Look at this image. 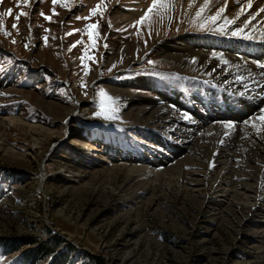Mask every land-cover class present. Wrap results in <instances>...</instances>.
<instances>
[{
  "label": "rangeland",
  "instance_id": "1",
  "mask_svg": "<svg viewBox=\"0 0 264 264\" xmlns=\"http://www.w3.org/2000/svg\"><path fill=\"white\" fill-rule=\"evenodd\" d=\"M114 1L19 0L18 7V0H0V13L12 9L0 17V118L21 119L3 133L10 151L0 152V264H264V193L255 202L246 195L260 186L264 141L254 138L262 144L256 145L249 142L252 136H241L244 146L223 154L217 150L220 135L203 128L190 154L166 164L161 158L173 149L158 151L163 149L153 140L160 132L149 125L161 124L151 118L134 122V110L120 95L127 91L149 101L162 85L185 94L202 85L221 94V84L181 71L187 62L178 65L166 53L186 43L199 48L194 38L217 40L220 34L199 30V24L219 27L239 5L158 0L148 19L133 26L153 0ZM98 3L102 8L90 15ZM222 8L215 23L206 21ZM21 11L29 15L17 21ZM89 23L98 24L91 30L95 47ZM77 41L82 43L69 51ZM101 90L115 103L98 95ZM173 102L175 109L179 104ZM102 103L117 109L115 119L95 115ZM189 107L183 112L192 119ZM79 133L99 144L109 140L112 154L90 148L80 153L79 144H70ZM121 145L130 154L136 146L143 155L153 147L162 168L147 178L110 165ZM220 171L240 175L229 191L217 186ZM76 173H85L78 184Z\"/></svg>",
  "mask_w": 264,
  "mask_h": 264
},
{
  "label": "bare ground",
  "instance_id": "2",
  "mask_svg": "<svg viewBox=\"0 0 264 264\" xmlns=\"http://www.w3.org/2000/svg\"><path fill=\"white\" fill-rule=\"evenodd\" d=\"M233 2L235 7L239 5V8L236 9L238 13L230 19L234 20L235 23L228 25L229 33L231 30L244 27L246 20L250 21L249 26L244 29L241 35L236 37L230 34L218 35L217 40L208 36L200 39L194 38L192 40L195 44H201L199 48L186 43L179 51H168L166 53V58L175 60L178 65L182 60L187 62L185 66L181 64V71L197 74L221 84L220 87L223 88L221 94L218 95V90L207 89L206 86L202 85L193 90H188L187 94L179 89H173L170 85H162L157 98L149 101L141 98L136 100L133 97L134 95L127 91L125 93L122 91L120 94L123 96L125 103L129 104L131 110H134V122L139 123L151 118L161 124L156 126L149 123L150 126L155 127L160 132L155 133L156 137L153 138V142L163 149L158 151H168V147L173 149L168 151L171 156L161 158L166 161V164L181 155L190 154L194 138L203 128L220 135L217 150L223 154L232 151L237 146L239 148L244 146L240 141L241 136L247 138L252 136L253 138H250L249 142L255 141L256 145L262 144L254 138L264 141V121L259 119L260 116L264 115L260 112V109H264V11H261V9H264V0H249V4L247 2L244 4V0H233ZM143 4H145L144 1L143 3L140 2V6ZM249 5L251 6L249 7ZM121 16L123 15L119 14V18ZM251 17L255 18L250 19ZM114 21L113 19L112 23ZM245 35H254L255 37L244 39ZM140 85L154 88L152 84ZM3 86L0 82V87ZM173 101H177L179 104L175 109L171 107ZM191 101H196L197 104L192 105ZM187 106L191 107L189 108L191 109V115H193L192 119L184 116L186 112L184 113L183 109ZM20 121V118L16 119L11 116L4 119L0 118V152L5 151L7 153L10 151L7 148L3 133L9 130L10 126L17 127L20 125ZM246 121L247 123H245ZM228 123H231L233 127L225 128L224 125ZM253 124L256 127H253ZM154 131L156 132V130ZM224 132L229 133L225 134ZM169 133L176 136L179 145L168 141ZM94 139L96 138L85 133L73 134L70 144H79L80 149L78 151L82 154L87 153L85 148H90L97 153H106L109 156L112 154V149L108 145L109 140H107L108 142L102 140L99 144L93 141ZM118 151V153H114L115 157L110 158V161L109 158H107L108 160L101 159L105 162L109 161L110 165L116 164V168L123 167L132 173L147 178L156 175L163 166V160L160 159L161 154H158V151L157 154L152 152L153 147L152 150L146 149L149 156L143 155V152L141 153L136 146H134L132 154L126 153L122 145ZM94 158L98 157L95 156ZM226 158V155L221 157V159L226 160L225 163L228 162ZM220 163V161H217V164ZM65 172L68 175L73 173L69 169H66ZM219 173L221 176L218 177L219 183L217 186L223 192L233 188L235 178L240 179V175H235V172L234 174L227 171H220ZM259 173L261 174L260 188L256 186L250 194H246L252 202L260 198V192L264 193V168L262 165ZM82 174L76 173L74 176L77 184L82 182L85 173ZM41 175V178H43V172H41Z\"/></svg>",
  "mask_w": 264,
  "mask_h": 264
},
{
  "label": "snow or ice",
  "instance_id": "3",
  "mask_svg": "<svg viewBox=\"0 0 264 264\" xmlns=\"http://www.w3.org/2000/svg\"><path fill=\"white\" fill-rule=\"evenodd\" d=\"M57 2H58V0H52L53 5H55ZM23 3H24L25 5H27V4H28V0H23ZM17 6H18V7L20 6V5H19V0H18V3H17ZM62 6H63V7H68V3H67V2H64V3L62 4ZM157 6H158V0H153L152 5L147 9V11H145L144 15H143L142 17H140V19H139L138 21L135 22V24H134L133 26H135L136 24H143L144 21H145L146 19H148L149 14L152 13L153 9H156ZM250 6H251V5H249V7H250ZM160 7L163 8V7H165V5L160 4ZM190 7H191V5H190ZM101 8H102V4L98 3L94 8L91 9L90 15H92V16L96 15L97 11L100 10ZM203 10H204V9L201 8L200 11H197V12H196V16L199 17V16L201 15V12H202ZM224 11H225V9H223V8L220 9V10L215 14V16H209V17H207V18H206V21H211V22L215 23V21L221 16V13H223ZM261 11H264V9H261ZM11 14H12V9H8L6 12H4V13H0V17H3V16H10ZM54 14H55V13H54ZM27 15H29V13L21 11V12H19V13L16 15V20L19 21V19H20L22 16H27ZM41 15L44 16L43 13H41ZM254 18H255V17H251L250 19H254ZM44 19H45V20H48V21H51L52 17H50V16H44ZM78 19H79V17H78ZM84 19H88V17H85ZM234 23H235L234 20H229V19L225 18L224 24H223V25H220L219 27H216V28H206V27H205V23H201V24H199L198 27H199V30H202V31H203V30L213 31V32H217V33L220 34V35L230 34L231 36L236 37V36L241 35V34L244 32V29L247 28V27L249 26L250 21H249V20H246V21L244 22V27L236 28V29H234V30H231L230 33H229V31H228V25H231V24H234ZM3 27H4V26H3L2 19H0V30H3ZM97 27H98V24H92V23H89V24L86 25V31H87V34H88V36H89V40H90V41H93V32H92L91 30L97 29ZM109 27H111V23H109ZM12 28H14V29L17 28V24L14 23V24L12 25ZM29 30L31 31V29H29ZM45 31L47 32L48 29H45ZM72 34H73V33H68V35H72ZM5 35H8V33L5 32ZM243 38H244V39H251V37H250V36H247V35H245ZM47 39H48V37L45 36V37H44L45 43H47ZM13 43H15V41H13ZM80 43H82V41H77L75 44L71 45V46L69 47L68 50L71 51L72 48L76 47L77 44H80ZM92 46L95 47V43H94V41L92 42ZM25 47L27 48L28 45L26 44ZM105 47H107V45H105ZM84 59H85V56H81V57H80V60H81V63H82V64H83ZM87 59H89V60H94V57H92V56H87ZM149 63H151V61H149ZM113 67H115V65H113ZM109 71H111V69H109ZM85 74H87V71L85 72ZM98 95H100L101 97L107 99L108 101H111L112 103H115V101L112 100V97L107 96V94H106L103 90H101V91L98 93ZM116 111H117L116 108H111L110 110H106V109H105V105L102 103V104H101V109H100V111L96 112L95 115H96V116H103V118L106 119V120H112V119H115V115H114V113H115ZM260 112H261V113H264V109H260ZM185 118H187L186 114H185ZM259 119H261L262 121H264V115L260 116ZM245 123H247V121H246ZM252 126H253V127H256L255 124H253ZM224 127H225V128H232L233 125H232L231 123H228V124H225ZM212 166H214V165H210V167H212Z\"/></svg>",
  "mask_w": 264,
  "mask_h": 264
},
{
  "label": "trees",
  "instance_id": "4",
  "mask_svg": "<svg viewBox=\"0 0 264 264\" xmlns=\"http://www.w3.org/2000/svg\"><path fill=\"white\" fill-rule=\"evenodd\" d=\"M29 243H30V242H29ZM29 243H28V244H29Z\"/></svg>",
  "mask_w": 264,
  "mask_h": 264
}]
</instances>
